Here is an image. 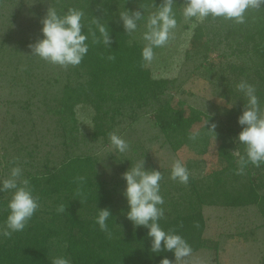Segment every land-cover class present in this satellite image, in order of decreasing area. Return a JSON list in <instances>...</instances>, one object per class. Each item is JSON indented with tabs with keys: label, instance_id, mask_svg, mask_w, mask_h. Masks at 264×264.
Masks as SVG:
<instances>
[{
	"label": "trees",
	"instance_id": "trees-1",
	"mask_svg": "<svg viewBox=\"0 0 264 264\" xmlns=\"http://www.w3.org/2000/svg\"><path fill=\"white\" fill-rule=\"evenodd\" d=\"M52 2L60 14L70 8L82 11L83 30L89 34L87 55L80 65L69 66L67 82L57 97L55 112L64 129L78 121L76 107L81 104H90L95 110V138L109 136L117 118L135 119L141 109L154 106L156 123L180 160L186 163L189 158H196L207 162L206 180L201 182L204 184L193 186L191 193L181 195L182 200L175 198L167 202L172 205L169 212L173 213L165 214L160 220L164 230L175 231L190 244L192 253L208 247L203 206L214 203L215 198L230 207L257 205L264 218V164L260 167L249 164L244 174L237 175L239 158L228 143L218 137L210 138L204 153L192 150L188 144L189 134L206 128L216 120V115L197 109L176 95L167 97L168 91L176 86V80L156 76L148 63L142 61L141 51L146 43L135 35L141 23L158 10L162 0ZM183 3L184 0H175L173 9L177 26L182 24L193 32L186 60L201 58L199 66H203L214 47H228L227 55L242 60L229 66L232 76H255L256 94L264 110V8L248 10L243 24L212 16L203 21H186L182 15ZM138 9L144 11V20L138 22L135 32L128 34L120 13ZM97 23L109 31L110 48L94 42L91 32L101 38ZM110 55L115 59H108ZM228 77L222 81L227 104L231 96H241L231 87ZM243 108L244 102L228 108L227 122L235 138L242 130L238 116ZM238 145L243 156L244 145L239 142ZM43 165V170L26 177L40 206L24 231L0 237V264H52V258L64 256V252L71 264H160L164 257L174 264L172 252L150 251L148 229L136 228L127 219L128 204L117 206L125 200L124 196L118 185L110 187L101 179L94 156H73L58 165L53 166L49 161ZM79 177H84V181H79ZM230 180H240L242 187L229 188ZM189 181L196 183L192 176ZM185 191L182 188L183 194ZM7 193H0V225L9 212ZM61 207L65 209L63 212L58 211ZM163 207L166 208V202ZM103 208L112 213L107 221L110 236L96 223L99 209Z\"/></svg>",
	"mask_w": 264,
	"mask_h": 264
},
{
	"label": "rangeland",
	"instance_id": "rangeland-1",
	"mask_svg": "<svg viewBox=\"0 0 264 264\" xmlns=\"http://www.w3.org/2000/svg\"><path fill=\"white\" fill-rule=\"evenodd\" d=\"M49 8L55 9L52 0H0V180L9 178L15 166L21 167L23 180L29 173L43 170L44 162L54 166L69 157L94 156L101 179L110 187L118 185L123 194L126 182L122 174L132 165L145 161L146 168L161 171L160 192L166 202L165 214L173 213L169 212L172 205L167 202L175 198L182 200L181 195L191 193L193 186L201 187L204 184L201 182L206 180L207 162L189 158L184 163L196 180L194 184L171 179L172 165L180 158L157 125L154 106L141 109L135 119L127 116L116 119L112 133L129 143L125 153L114 149L109 136H93L95 110L90 104L77 106L78 121L64 129L55 108L67 82L69 67L53 65L31 55L29 47L42 37L41 20ZM145 30L142 22L135 38L144 41ZM192 35V30L182 24L177 26L167 45L154 50L155 58L148 66L156 76L176 80L177 87L171 88L167 97L176 95L195 108L216 115V120L201 130L195 141L190 139V148L204 153L210 138L218 137L239 158L240 147L227 122V103L219 101V97L224 98L222 81L230 76L229 83L237 91L241 80L254 85L255 76L233 77L229 66L242 60L227 55L228 47L223 45L214 47L206 65L199 66L201 58L188 62L185 55L192 46ZM229 99L232 105L244 102L241 96ZM212 124L216 125L215 131L210 130ZM228 186L239 188L242 182L230 180ZM182 188L186 190L184 194ZM6 196L11 198V192ZM215 200L203 206L208 247L191 253L182 264H264V218L257 205L230 207L220 198ZM126 204L125 199L117 206ZM64 257L67 258L65 252Z\"/></svg>",
	"mask_w": 264,
	"mask_h": 264
},
{
	"label": "clouds",
	"instance_id": "clouds-1",
	"mask_svg": "<svg viewBox=\"0 0 264 264\" xmlns=\"http://www.w3.org/2000/svg\"><path fill=\"white\" fill-rule=\"evenodd\" d=\"M175 0H162L155 13L150 14L145 22L143 40L146 41L142 48V61L151 63L155 58L154 49L167 45L173 30L177 27V18L173 9ZM182 15L186 21H203L209 16L223 17L232 20L237 24L246 22L248 10L264 8V0H184ZM84 13L80 10L70 8L63 14L55 9L49 8L46 15L41 20L42 37L30 43L31 55L42 60L58 65L63 68L75 67L81 64L83 58L89 51L88 33L84 32L82 24ZM120 19L126 33L131 34L138 28V22L144 20V11L127 10L120 13ZM100 37L97 38L95 32H91L94 42L103 43L106 47H111L112 38L109 31L103 25L97 23ZM108 59L114 60V56ZM237 91L244 99V108L238 116V124L242 130L235 138L236 142L244 145L245 154L237 161V175L244 174L246 167L251 164L260 167L264 164V110L260 106L259 98L256 94V87L246 80H241L237 84ZM221 103L224 98L219 97ZM228 102L227 107L232 108ZM208 123V122H207ZM215 124L211 129L215 131ZM217 134V133H216ZM199 132H192L189 138L195 141ZM111 145L119 153H125L129 148V143L117 133L109 134ZM22 169L15 166L11 169L10 177L0 180V193L11 192L8 201L9 210L3 224L0 225V237H11L13 233L22 232L39 208V198L33 194L26 179H21ZM126 182L123 191L128 204L127 219L134 227H145L148 229L147 236L151 238L152 253L172 252L175 256L174 264H182L184 258L192 253L190 244L178 233L172 230H164L160 225V220L165 216L163 207L165 201L160 192V181L163 179L162 173L157 169L145 167V161L135 166H131L122 174ZM190 173L182 160L177 159L171 169V179L181 184H188ZM84 177L78 180L83 182ZM61 207L58 211L63 212ZM112 216L110 209H99L96 223L100 229L111 233L108 229L107 221ZM52 264H71V261L64 256L52 258ZM160 264H173L168 257L161 259Z\"/></svg>",
	"mask_w": 264,
	"mask_h": 264
}]
</instances>
